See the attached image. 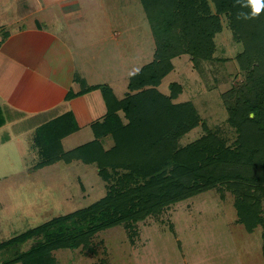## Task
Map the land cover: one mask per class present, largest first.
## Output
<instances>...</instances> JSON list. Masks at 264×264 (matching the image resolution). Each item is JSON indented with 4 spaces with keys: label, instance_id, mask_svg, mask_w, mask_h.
Wrapping results in <instances>:
<instances>
[{
    "label": "trees",
    "instance_id": "16d2710c",
    "mask_svg": "<svg viewBox=\"0 0 264 264\" xmlns=\"http://www.w3.org/2000/svg\"><path fill=\"white\" fill-rule=\"evenodd\" d=\"M210 1L214 14L208 0H140L154 52L148 63L129 75L125 96L118 99L108 85L66 94L70 99L100 89L106 111L90 124L93 138L63 149L62 138L79 128L70 111L39 126L34 142L41 160L34 169L57 161L95 164L97 174L109 181L108 189L86 207L0 242V250L9 251L15 244L34 239L28 249L0 264H56L53 251L63 248L81 246L95 252L92 238L96 233L120 224L131 227L172 203L214 187L233 194L237 221L247 232L263 226L264 258V8L253 17L249 0ZM221 13L228 14L232 37L242 43L235 59L245 72L243 83L221 94L227 122L235 132L231 144L201 121L191 101L174 102L182 91L179 83L170 84L169 94L158 89L173 69V58L188 54L193 66L210 59L214 36L221 31ZM199 124L204 133L179 146V139ZM107 136L112 144L105 148Z\"/></svg>",
    "mask_w": 264,
    "mask_h": 264
},
{
    "label": "rangeland",
    "instance_id": "374dc122",
    "mask_svg": "<svg viewBox=\"0 0 264 264\" xmlns=\"http://www.w3.org/2000/svg\"><path fill=\"white\" fill-rule=\"evenodd\" d=\"M67 1L70 0H62V3ZM75 1L81 8L79 19L73 11L64 15L57 5L50 8V13L49 5L46 7L50 18L56 22L53 27L72 48L77 74L88 84L110 86L115 96L122 98L128 91L129 75L148 63L154 52V40L141 2ZM18 2L20 0H15V5ZM23 3L30 4V1L23 0ZM208 3L214 14L213 3L210 0ZM12 15L14 13H6V17ZM219 18L221 31L214 36L215 50L210 59L193 66L188 54L173 58V69L162 79L158 89L169 94L170 84L179 83L182 91L174 102L191 101L201 121L226 144H231L235 132L227 122L221 94L244 82L245 72L235 59L243 46L232 37L228 14L221 13ZM91 96L98 98L106 109L99 89L71 101L81 114L77 121L82 126L61 141L64 150L93 138L92 129L86 123L99 119L88 111ZM61 108L15 125L7 120V126L0 129V141L11 136V140L0 147V242L55 216L86 207L108 189L109 181L97 174L95 164L57 161L33 168L41 160L34 142L36 132L40 124L61 112ZM203 133L201 124L197 125L179 139V146ZM103 143L105 148L109 147L110 136ZM233 201L231 192L214 187L172 203L159 213L131 223V227L120 224L96 233L92 238L95 252L80 246L58 249L53 255L56 264H264L263 226L257 225L252 232H247L237 221ZM262 206L264 216V203ZM33 243L34 239H28L13 245L9 251L1 249L0 262Z\"/></svg>",
    "mask_w": 264,
    "mask_h": 264
},
{
    "label": "crops",
    "instance_id": "0c3cea01",
    "mask_svg": "<svg viewBox=\"0 0 264 264\" xmlns=\"http://www.w3.org/2000/svg\"><path fill=\"white\" fill-rule=\"evenodd\" d=\"M27 1L30 4L20 0L15 5V0H0V19L3 17L0 21V129H4L8 121L13 125L19 124L62 106L61 112L49 120L70 111L79 127L77 132L82 126L77 121L81 114H78L77 106L71 101L98 89L66 98L69 91L77 92L95 84L86 83L85 78L77 74L75 61L72 60V48L53 27L56 22L47 11L50 13V8L57 5L64 15L73 11L79 19L82 17L81 8L75 0L64 3L62 0ZM9 12L14 15L6 17ZM88 102V111L100 120L106 110L101 101L91 96ZM93 121L86 124L90 125ZM10 140V135L5 136L0 141V147Z\"/></svg>",
    "mask_w": 264,
    "mask_h": 264
},
{
    "label": "clouds",
    "instance_id": "9594fccd",
    "mask_svg": "<svg viewBox=\"0 0 264 264\" xmlns=\"http://www.w3.org/2000/svg\"><path fill=\"white\" fill-rule=\"evenodd\" d=\"M249 3L253 8V12H252L253 17L257 16L261 12L262 8H264V0H249Z\"/></svg>",
    "mask_w": 264,
    "mask_h": 264
}]
</instances>
